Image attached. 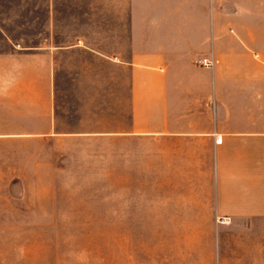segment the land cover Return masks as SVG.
I'll list each match as a JSON object with an SVG mask.
<instances>
[{
    "label": "crops",
    "instance_id": "obj_1",
    "mask_svg": "<svg viewBox=\"0 0 264 264\" xmlns=\"http://www.w3.org/2000/svg\"><path fill=\"white\" fill-rule=\"evenodd\" d=\"M122 138L163 165L149 221L208 229L176 264H264V0H0V148Z\"/></svg>",
    "mask_w": 264,
    "mask_h": 264
},
{
    "label": "rangeland",
    "instance_id": "obj_2",
    "mask_svg": "<svg viewBox=\"0 0 264 264\" xmlns=\"http://www.w3.org/2000/svg\"><path fill=\"white\" fill-rule=\"evenodd\" d=\"M5 150L0 188L27 195L26 215L0 219V264H176L180 247L207 234L149 221L162 214L163 197L147 191L163 187V165L145 147L134 156V138Z\"/></svg>",
    "mask_w": 264,
    "mask_h": 264
},
{
    "label": "built area",
    "instance_id": "obj_3",
    "mask_svg": "<svg viewBox=\"0 0 264 264\" xmlns=\"http://www.w3.org/2000/svg\"><path fill=\"white\" fill-rule=\"evenodd\" d=\"M217 141H221V138L219 137V138H217Z\"/></svg>",
    "mask_w": 264,
    "mask_h": 264
}]
</instances>
